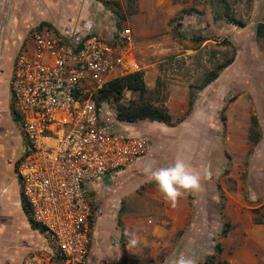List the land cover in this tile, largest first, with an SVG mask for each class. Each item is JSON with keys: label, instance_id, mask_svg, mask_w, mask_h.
<instances>
[{"label": "rangeland", "instance_id": "374dc122", "mask_svg": "<svg viewBox=\"0 0 264 264\" xmlns=\"http://www.w3.org/2000/svg\"><path fill=\"white\" fill-rule=\"evenodd\" d=\"M55 1L35 0V15L38 17L39 10L40 13L49 10L43 6L44 2ZM158 1L166 13L162 25L166 23L148 34L134 32L133 49L143 71L145 100L163 105L169 111L170 121L148 118L135 121L149 141L144 156L147 162L140 171H134L131 165L107 181L110 189L97 199L98 210L90 232L92 239L83 264H126V255L119 249L124 236L118 216L123 212L146 216L147 221L153 215L163 216L165 205L169 215L178 207H184L187 210L184 224L176 226L169 236L172 258L174 254L177 257L180 248L183 249V239L192 234L194 227L200 243L198 256L213 253L219 258L205 235L211 230L215 242L224 243L223 254L227 260H233L235 245L228 241L233 237L235 227L230 221L231 213L236 211L246 215L248 222L262 218L264 38L255 34V25L264 22V0ZM50 4L47 5L50 7ZM109 5L125 14L136 10L135 0H114ZM87 10V16L92 14L93 8L88 6ZM80 15L78 5L72 20H80ZM237 20L240 23H236ZM7 67L5 63L4 69ZM212 69L217 70V75L204 84V77ZM189 94L192 105L187 111ZM122 96L120 103L138 100L136 90L129 89ZM251 115L256 117V125L251 123ZM176 158L185 160L201 174V190L186 192L172 206L159 192L155 181L148 179L144 169L149 164L154 169L168 167ZM144 188L148 189L146 196L143 195ZM140 201L147 205L138 204ZM253 207L256 209L251 210ZM166 220L163 225L169 227L171 220L167 216ZM98 227L101 233L94 240L93 233ZM44 242L43 245L41 240L40 246L29 250L21 264L28 254L46 250L47 241ZM18 243V237L13 244L0 239L4 256L15 253ZM113 249L117 252L113 253ZM162 253L163 250L156 256L157 260L164 258ZM137 263L138 258L129 260V264Z\"/></svg>", "mask_w": 264, "mask_h": 264}, {"label": "built area", "instance_id": "2783aa9c", "mask_svg": "<svg viewBox=\"0 0 264 264\" xmlns=\"http://www.w3.org/2000/svg\"><path fill=\"white\" fill-rule=\"evenodd\" d=\"M113 1L83 0L101 12L100 23L89 16L57 28L35 25L15 51L8 87L25 143L15 173L47 241L24 264H83L107 181L146 153L141 127L117 117L111 98H96L107 80L140 69L130 28L106 6ZM205 235L215 243L211 230Z\"/></svg>", "mask_w": 264, "mask_h": 264}, {"label": "crops", "instance_id": "0c3cea01", "mask_svg": "<svg viewBox=\"0 0 264 264\" xmlns=\"http://www.w3.org/2000/svg\"><path fill=\"white\" fill-rule=\"evenodd\" d=\"M135 2L136 10L130 11L129 14L117 12L106 3L108 8L116 11L119 17L118 23L130 28L133 38L135 36L134 32L148 34L157 26L162 27L166 23L164 22L162 25L163 16L166 13L163 10V5L158 0H135ZM47 4L50 3L44 2L43 6L48 7L49 10L44 13H40L39 10L37 17L35 15L37 14L35 12V0H0V239H5V242L10 244H13L17 237L20 239L16 252L8 256H4L0 246V264H21L22 258L29 250L40 246L38 243L41 240L43 245L45 244L44 241H46L43 234L33 228L27 220L20 204L19 181L14 172L15 160L25 147L24 137L18 125V117L10 104L8 87V76L15 51L23 41L27 31L37 25L39 21H45V24L49 22L54 28L61 27L74 20L72 18L76 15L78 5H80V16H82L80 20L91 16L96 23L102 21H100L99 15L94 13L97 9L95 10L92 5L85 4L83 0H72L71 3L68 0H63L62 2L56 0L54 3L51 2L50 7ZM88 6L93 8V12L87 16ZM152 7L153 9H151ZM100 15H102L101 12ZM5 63L8 64L7 70L4 69ZM3 73H6V75H3ZM153 85L154 83H152L151 87ZM187 99L188 97L186 98L185 109L187 107ZM135 121L133 120V123ZM144 156L146 157V153ZM144 156L134 160L132 163L134 171H140V167L146 164L147 161ZM145 190L148 189L144 188L143 191ZM146 193V191L143 192V195L145 194L144 196H146ZM164 202L166 203V201ZM140 203L147 205V202L144 201H140L138 204ZM165 206H163V216L153 215V217L147 218L149 221H146V216H133L128 211L118 216V225L125 233L124 242H122L123 244H121L119 249L123 255H126L124 261L126 264H129V260H132V258H138L137 264H168V261L172 259V249L168 247L169 236L176 226L184 224L187 210L180 206L178 210H174V213L169 215L166 212L167 206ZM231 214L230 221L235 224V227L232 229L233 237H230L228 241H230L229 243H234L233 253L236 257L233 260L231 258L228 259L229 264H233V262H238L239 264H264V220L248 222L249 220L244 214L236 211ZM166 216L172 223L169 227L163 225L167 221ZM157 219L158 222H156ZM193 228L192 234H188V237L185 238L186 240L183 239V245L185 246H183V249L180 248L182 250L180 251L196 264L197 261L202 259L203 255L198 256L197 248L200 247V243L197 242L198 235ZM97 230L93 233L94 240H97V235L101 233L99 231L100 227ZM254 238L258 244L255 243ZM91 239L92 236L90 235ZM133 240L136 242L132 243ZM219 242L222 250L218 255H220V258H226L223 254L224 243L222 241ZM161 250H163L162 255L164 258L157 260L156 256L159 255ZM112 252L116 253L117 250L113 249ZM150 259L151 261L149 262Z\"/></svg>", "mask_w": 264, "mask_h": 264}, {"label": "trees", "instance_id": "16d2710c", "mask_svg": "<svg viewBox=\"0 0 264 264\" xmlns=\"http://www.w3.org/2000/svg\"><path fill=\"white\" fill-rule=\"evenodd\" d=\"M236 23H240V21H235ZM45 21H39L37 25L44 24ZM49 24V23H48ZM255 34L259 37L264 38V22L259 21L255 25ZM229 60V59H228ZM221 64L220 66H222ZM219 66V67H220ZM217 75V70L212 69L207 76L204 77V84L208 81L212 80ZM124 88H128L130 90H136L137 91V97L138 100H129L128 102L120 103L118 101L121 91ZM146 91L145 82L143 79V71L141 69L132 70L129 72H126L124 74L115 76L106 82L103 83V85L100 87L98 92L96 93V98L104 99V98H111L115 102V108H116V115L119 118L129 119V120H138L141 118H148L150 120H157V121H163V122H169L170 121V114L167 112V110L163 107V105H158L151 103L147 100H145L144 92ZM192 105V99L189 97L187 99V107L185 110H189ZM251 123L253 125L257 124V119L254 115L250 116ZM251 140H255L253 136L250 135ZM20 204L21 207L26 214L27 220L29 224L36 228L37 230H41L42 228L39 227V225L32 221L29 214L27 205L22 199L20 195ZM260 206L263 207V213L262 218H259L255 221H261L264 219V201L260 203ZM256 207L251 208V210H255ZM221 233L224 232V230H220ZM122 236H125V233L121 232ZM123 241V237L121 238ZM123 244V243H122ZM222 250V246L219 241H216L213 244V251L214 253H219ZM215 255L213 253L210 254H204L202 259L197 261L196 264H229V261L225 258H218L214 257Z\"/></svg>", "mask_w": 264, "mask_h": 264}, {"label": "clouds", "instance_id": "9594fccd", "mask_svg": "<svg viewBox=\"0 0 264 264\" xmlns=\"http://www.w3.org/2000/svg\"><path fill=\"white\" fill-rule=\"evenodd\" d=\"M144 172L150 181H155L159 192L172 206H175L178 199L186 192L201 190V174L181 158H176L174 163L168 167L154 169L153 165L149 164ZM135 242V240L132 241V243ZM168 264H195V262L180 255L169 260Z\"/></svg>", "mask_w": 264, "mask_h": 264}]
</instances>
